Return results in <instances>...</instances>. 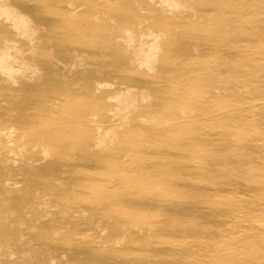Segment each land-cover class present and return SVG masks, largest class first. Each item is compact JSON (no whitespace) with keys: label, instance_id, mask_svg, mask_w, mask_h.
I'll return each instance as SVG.
<instances>
[{"label":"rangeland","instance_id":"374dc122","mask_svg":"<svg viewBox=\"0 0 264 264\" xmlns=\"http://www.w3.org/2000/svg\"><path fill=\"white\" fill-rule=\"evenodd\" d=\"M175 1L8 0L0 264H264V0Z\"/></svg>","mask_w":264,"mask_h":264},{"label":"bare ground","instance_id":"6f19581e","mask_svg":"<svg viewBox=\"0 0 264 264\" xmlns=\"http://www.w3.org/2000/svg\"><path fill=\"white\" fill-rule=\"evenodd\" d=\"M230 1H233V0H230ZM178 1H175V0H173V1H171V0H162V3L164 4V6H166L167 8H169V9H172V7L173 6H177L176 5V3H177ZM179 3V2H178ZM180 4L181 5H183L184 7H186V5L183 3V2H180ZM234 4H235V6H237V7H240V8H242L243 6H245L246 5V3H245V0H236L235 2H234ZM14 12H15V8L13 9L12 7H10L9 5H8V0H0V18H4V19H6V21H10V23H11V25L12 26H14L15 28H17V29H20L21 31H23V32H25V33H27V34H29L30 33V31H31V29H30V27H29V25H28V23H27V20H25L24 18H22V17H18V16H16L15 14H14ZM232 26V27H231ZM239 27V23H237V24H235V22H233V23H231L230 25L229 24H227V25H221L220 27H218L217 28V34H218V36L219 35H227V33H230L228 30H234V31H236L237 30V28ZM236 36L235 37H237V33L235 34ZM229 38V37H228ZM130 40V41H129ZM128 41H129V47L132 49V54L134 55V58H135V62H137V64L139 65V67L141 66V67H143V66H147L148 68H150V64H151V60L152 59H154V57H156V53H154V54H151L150 53V50H151V48H150V50H146V51H144L145 49L143 48V46L141 47V46H132V39L131 38H128ZM229 41H230V39H229ZM231 41H232V37H231ZM59 44V43H58ZM61 45V44H60ZM63 45V44H62ZM61 45V46H62ZM244 44L243 43H240V44H237V51H236V54H237V52H239L240 50L241 51H244ZM144 49V50H143ZM156 49V48H155ZM58 54H61V53H58ZM263 54H264V52H263ZM62 56V55H61ZM61 56H59L60 58H63V57H61ZM67 55H65V57H66ZM71 56V55H70ZM69 55L67 56V59H68V57H70ZM64 59V58H63ZM66 59V58H65ZM7 60H8V55L7 54H5L4 52H3V50L1 49L0 50V74H4V76L9 80V81H14V79L16 78V76H20V77H23V76H25V74L23 73V71L22 70H14L13 69V67L12 66H10L9 65V63L7 62ZM49 60V59H48ZM100 60H102V59H100ZM41 61V60H40ZM104 62H102V64L103 63H105V59L103 60ZM50 62V61H49ZM66 62V61H65ZM41 64V63H40ZM50 64H53V63H50ZM26 65V64H25ZM102 68V67H101ZM100 69V68H99ZM57 74V73H56ZM55 74V75H56ZM33 75H36L35 73H33ZM57 76V75H56ZM58 79H60L59 77H58ZM57 79V80H58ZM47 80H49V78L47 79ZM59 81V80H58ZM102 86H103V84L102 83H97V87L98 88H96V90H100V89H102ZM105 86V85H104ZM56 89V88H55ZM58 89V88H57ZM9 92V91H8ZM63 92V91H62ZM61 92V93H62ZM59 93V92H58ZM57 93V94H58ZM60 93V94H61ZM59 94V95H60ZM70 94H71V92H70ZM73 95H74V92L72 93ZM76 94L77 93H75V96H74V99H78L79 97H81L80 95L78 96V97H76ZM88 94V93H87ZM78 95V94H77ZM71 96V95H70ZM76 97V98H75ZM72 98V97H71ZM118 99H123V100H125L123 97H117ZM73 99V98H72ZM81 100H83V99H81ZM81 110V109H80ZM1 112H3V111H1ZM75 113V112H74ZM73 114V113H72ZM81 113H79L78 115L79 116H81L80 115ZM67 116V115H66ZM71 117L72 116H69L68 118L69 119H71ZM86 117V116H85ZM84 117V118H85ZM25 118V117H24ZM79 118V117H78ZM78 118H76V116H75V122L73 123L72 122V124L73 125H75V127L74 128H77V130H79V127H78V124H77V122H78ZM88 119V118H87ZM86 119V120H87ZM20 122V121H19ZM64 122V121H63ZM65 123V122H64ZM63 123V124H64ZM85 123V122H84ZM37 124L39 125V123L37 122ZM83 124V123H82ZM43 125V124H42ZM65 125V124H64ZM73 125H71V126H73ZM40 126V125H39ZM52 126V125H51ZM68 126H69V124H68ZM31 127V126H30ZM36 127V126H35ZM41 127V126H40ZM43 127V126H42ZM64 127V126H63ZM11 128V127H10ZM10 128H3L1 131H0V135H2V133L4 134V135H6L7 137H10L11 136V131L13 132V130H11V131H9V129ZM61 128V127H60ZM65 128V127H64ZM35 129V128H34ZM50 129V128H49ZM49 129H47V130H49ZM52 129V128H51ZM50 129V130H51ZM71 128H69V130H70ZM45 130V129H44ZM47 130H45V131H47ZM49 130V131H50ZM64 130V129H63ZM15 131V130H14ZM33 131V130H32ZM32 131H30V132H32ZM29 132V133H30ZM74 132V131H73ZM73 132H72V136H73ZM76 132H78V131H76ZM47 133V132H46ZM34 134V133H33ZM36 134V133H35ZM74 134H78V133H74ZM30 136H32V133L31 134H29ZM45 135V134H44ZM47 135V134H46ZM45 135V136H46ZM49 135V134H48ZM47 135V136H48ZM64 135V134H63ZM88 136H87V140L85 141V144L84 145H82V147L81 148H84V149H88V148H90V147H93V146H98V144L100 143V142H102L101 140H100V138L97 136L96 137V134H95V137H94V134H93V131L91 130V128H89L88 129V134H87ZM35 136V135H34ZM78 136H79V134H78ZM82 136V135H81ZM50 137V136H49ZM51 137H52V134H51ZM61 137V136H60ZM63 137V136H62ZM61 137V138H62ZM36 138V137H35ZM65 138V137H64ZM33 139V138H32ZM66 139V138H65ZM85 140V139H84ZM40 141V140H39ZM61 141H62V139H61ZM64 141H66V140H64ZM73 142H76L75 140H73ZM77 142H78V140H77ZM81 142H83V140L80 138V143ZM57 143V142H56ZM60 143V142H59ZM59 143H57V144H59ZM68 142H66V144H67ZM71 143V142H70ZM66 144H65V146H66ZM69 144V143H68ZM68 144H67V148H69L70 146L73 148V147H78V143H77V146H76V144L74 145V143H72V145L70 144V146H68ZM83 144V143H82ZM38 145H39V143H38ZM60 145V144H59ZM62 145V144H61ZM74 145V146H73ZM80 145V144H79ZM63 146V145H62ZM84 146V147H83ZM53 148V147H52ZM79 148V147H78ZM57 149V148H56ZM62 151H63V149H62ZM64 152V151H63ZM45 153V152H44ZM47 153V152H46ZM47 154H49V153H47ZM46 154V155H47ZM66 154V153H65ZM45 159V158H44ZM83 163V162H82ZM87 169V168H86ZM88 170V169H87ZM120 170V169H119ZM49 171V170H48ZM83 172V171H82ZM81 177V176H80ZM79 178V177H78ZM77 178V179H78ZM39 180V179H38ZM73 183V182H72ZM74 184V183H73ZM75 185V184H74ZM77 186V185H76ZM72 188V187H71ZM70 188V189H71ZM60 189V188H59ZM68 189H69V186H68ZM69 189V190H70ZM73 189V188H72ZM71 189V190H72ZM66 191V190H65ZM73 191V190H72ZM58 192V191H57ZM71 192V191H70ZM99 193H100V191H99ZM94 197V196H93ZM92 197V198H93ZM88 198V197H87ZM91 198V197H90ZM89 200V199H88ZM91 200V199H90ZM89 200V201H90ZM92 201H94V199L92 200ZM90 203V202H89ZM84 204V203H83ZM86 204V203H85ZM3 205H4V203H3ZM87 205V204H86ZM62 207H63V205H62ZM65 208V207H64ZM82 209V208H81ZM3 210H5V209H3ZM2 210V212L4 213L5 211H3ZM63 211H64V209H62ZM66 210V209H65ZM83 210V209H82ZM86 210H84V212H85ZM2 212L0 213L1 215H2ZM60 212H61V210H60ZM81 212H83V211H81ZM83 212V213H84ZM92 213H93V211H91ZM65 212H63V216H65V217H68V216H66L65 214H64ZM87 213H89V212H87ZM91 213V214H92ZM116 214V213H115ZM70 215V214H69ZM3 216H4V214H3ZM92 216H93V214H92ZM96 216V215H95ZM95 216H94V218H95ZM114 216H117V215H114ZM110 217V216H109ZM71 218V217H70ZM93 219V217H88L87 219ZM110 220V219H109ZM70 221V220H69ZM91 221V220H90ZM112 221V220H111ZM110 222V221H109ZM98 223H101V222H98ZM103 224V223H102ZM105 224V223H104ZM113 224V223H112ZM108 225V224H107ZM115 225V224H114ZM109 226H110V224H109ZM111 228V227H110ZM113 228V227H112ZM103 230L102 231H106L107 229H106V227H103L102 228ZM114 229V228H113ZM47 230H48V228H47ZM7 232H8V230H6ZM6 231H5V233H6ZM4 233V232H3ZM4 233V234H5ZM3 234V235H4ZM47 238V237H46ZM51 238V237H50ZM50 238H47L48 240H50ZM52 239V238H51ZM42 249H44V248H42ZM68 249V248H67ZM66 249V250H67ZM58 250V249H57ZM56 250V251H57ZM69 250V249H68ZM34 251V250H33ZM42 251V250H41ZM59 252V251H58ZM61 252H65V251H63V249H62V251ZM74 252V251H73ZM59 253H57V256H60V255H58ZM35 256V255H34ZM64 256V255H63ZM62 256V257H63ZM72 256V255H71ZM70 256V257H71ZM33 257V256H32ZM75 257H76V255H75ZM74 257V258H75ZM64 259V258H63ZM69 259H71V260H68L70 263L72 262V257L71 258H69ZM76 259L78 260V258L76 257ZM75 259V260H76ZM27 260V259H26ZM35 260V261H34ZM33 261V263H35V262H37L36 261V259H34ZM39 260H41V258L39 259ZM59 260V259H58ZM67 261V262H68ZM78 261H76V262H74V263H77ZM81 262V261H80ZM27 263H28V261H27ZM54 263V262H53ZM57 263H58V261H57ZM30 264H32V263H30ZM37 264H39V263H37ZM61 264V263H60ZM65 264V263H64ZM67 264V263H66ZM71 264H73V263H71ZM78 264V263H77ZM82 264V263H81Z\"/></svg>","mask_w":264,"mask_h":264}]
</instances>
